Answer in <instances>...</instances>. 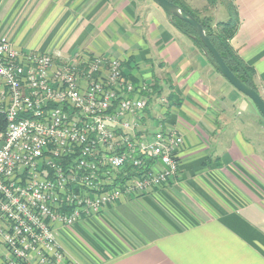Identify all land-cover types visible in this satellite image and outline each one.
<instances>
[{
    "label": "crops",
    "instance_id": "crops-1",
    "mask_svg": "<svg viewBox=\"0 0 264 264\" xmlns=\"http://www.w3.org/2000/svg\"><path fill=\"white\" fill-rule=\"evenodd\" d=\"M230 44L264 99V0H228ZM197 14L206 0H180ZM228 18L227 10L222 19ZM0 36L59 59L118 58L134 86L160 93L148 128L182 137L177 172L97 215L57 227L68 264H264V124L253 102L152 0H0ZM257 127H254V126ZM0 264L2 249L0 248Z\"/></svg>",
    "mask_w": 264,
    "mask_h": 264
},
{
    "label": "built area",
    "instance_id": "built-area-1",
    "mask_svg": "<svg viewBox=\"0 0 264 264\" xmlns=\"http://www.w3.org/2000/svg\"><path fill=\"white\" fill-rule=\"evenodd\" d=\"M148 91L118 58L59 59L0 36L2 264H68L58 226L176 174L182 137L143 125Z\"/></svg>",
    "mask_w": 264,
    "mask_h": 264
},
{
    "label": "trees",
    "instance_id": "trees-1",
    "mask_svg": "<svg viewBox=\"0 0 264 264\" xmlns=\"http://www.w3.org/2000/svg\"><path fill=\"white\" fill-rule=\"evenodd\" d=\"M171 2L181 6L180 0H170ZM208 7H216L219 5H225V8L228 13V18L225 20L214 21L213 17L209 15H204L199 17L197 14L188 11L186 8H183L186 12L194 16L198 22L204 28V31L212 44L218 50L219 54L223 58L226 65L229 69L244 83L248 86L254 88L257 91V88L254 84V69L247 65L235 52L233 47L230 44L231 38L234 36L237 28V19L234 7L231 2L228 0H206ZM172 24L184 34H195L193 28L185 21L173 17ZM188 36V35H187ZM194 41V40H193ZM198 46V44L194 41ZM199 47V46H198ZM200 48V47H199ZM152 93L148 94V103L145 109L148 113V106L150 105L151 99L160 93V87L158 86L157 81L152 84Z\"/></svg>",
    "mask_w": 264,
    "mask_h": 264
},
{
    "label": "water",
    "instance_id": "water-1",
    "mask_svg": "<svg viewBox=\"0 0 264 264\" xmlns=\"http://www.w3.org/2000/svg\"><path fill=\"white\" fill-rule=\"evenodd\" d=\"M156 3L166 14L169 20L173 21V17H177L187 22L195 31V34H187L188 37L193 39L201 51L207 57L209 62L218 71V73L224 77L230 85L236 90L250 99L258 112L264 118V99L254 88L248 86L242 80H240L226 65L223 58L219 54L218 50L212 44L208 36L206 35L204 28L198 22V20L190 13L186 12L181 6L171 2L170 0H152Z\"/></svg>",
    "mask_w": 264,
    "mask_h": 264
},
{
    "label": "rangeland",
    "instance_id": "rangeland-1",
    "mask_svg": "<svg viewBox=\"0 0 264 264\" xmlns=\"http://www.w3.org/2000/svg\"><path fill=\"white\" fill-rule=\"evenodd\" d=\"M225 10H226L225 5H223V6L219 5L216 7H208L207 4H205L202 8L197 9L196 13L199 17H202L204 15H209V16L213 17L214 21H218L219 19L223 18ZM259 115L261 117L262 123L264 124V118L261 116V114H259ZM254 127H257V126L255 125Z\"/></svg>",
    "mask_w": 264,
    "mask_h": 264
}]
</instances>
